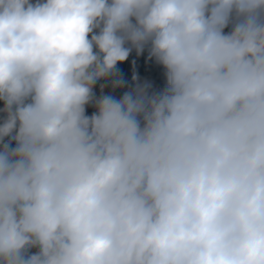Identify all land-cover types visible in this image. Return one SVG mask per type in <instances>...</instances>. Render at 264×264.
Here are the masks:
<instances>
[{
	"label": "clouds",
	"instance_id": "obj_1",
	"mask_svg": "<svg viewBox=\"0 0 264 264\" xmlns=\"http://www.w3.org/2000/svg\"><path fill=\"white\" fill-rule=\"evenodd\" d=\"M0 101V264H264V0H0Z\"/></svg>",
	"mask_w": 264,
	"mask_h": 264
},
{
	"label": "built area",
	"instance_id": "obj_2",
	"mask_svg": "<svg viewBox=\"0 0 264 264\" xmlns=\"http://www.w3.org/2000/svg\"><path fill=\"white\" fill-rule=\"evenodd\" d=\"M30 2L35 3L36 0H30ZM229 30L230 29H225L226 32ZM134 54H135V59H134L135 67L131 71V75L132 74L136 75L139 81H141V83L150 85L149 88L150 90L156 91L157 93L161 91L166 85L163 67L157 64L154 58L152 59L149 58L147 48L140 55H137L134 50ZM106 83L107 80L98 81L94 86V92L98 90L101 84L105 86Z\"/></svg>",
	"mask_w": 264,
	"mask_h": 264
},
{
	"label": "rangeland",
	"instance_id": "obj_3",
	"mask_svg": "<svg viewBox=\"0 0 264 264\" xmlns=\"http://www.w3.org/2000/svg\"><path fill=\"white\" fill-rule=\"evenodd\" d=\"M125 67H126V62H125V65H124V69L122 70V72L119 74L120 77L124 78V71H125ZM134 76V74L131 75L128 83H127V88H126V91H130V89L132 87H135L137 83L139 84H143L141 83V81H139L138 77H137V80L136 81H133L132 77ZM112 88V81H111V78L107 80V83L105 84L104 88H103V91H101V88L99 87L98 90L95 92V95H96V98H100L102 95H109L108 94V91ZM125 91V92H126ZM148 91L150 93H153L152 90L148 89ZM121 93V87L118 88V99H119V95ZM96 109H93V112L95 111ZM93 112L90 113V116L93 114Z\"/></svg>",
	"mask_w": 264,
	"mask_h": 264
},
{
	"label": "trees",
	"instance_id": "obj_4",
	"mask_svg": "<svg viewBox=\"0 0 264 264\" xmlns=\"http://www.w3.org/2000/svg\"><path fill=\"white\" fill-rule=\"evenodd\" d=\"M125 62L124 61L123 63H120L117 65V69H118V73L120 74L122 72V70L124 69V65H125ZM135 87H132L130 89V91L132 89H134ZM153 92H156V91H153ZM150 93V92H149ZM157 93V92H156ZM108 94L113 96L115 99H118V88L116 89H113L111 88L109 91H108ZM151 94V93H150ZM4 107V104H3V101H0V109H2ZM93 109H95L94 105L90 104L86 107V115H89L90 116V113L93 112ZM5 114L3 112H0V122H2L3 118H4ZM6 140L9 139V138H5ZM11 147H15V143L13 142ZM38 249H32V252H35L37 251Z\"/></svg>",
	"mask_w": 264,
	"mask_h": 264
},
{
	"label": "bare ground",
	"instance_id": "obj_5",
	"mask_svg": "<svg viewBox=\"0 0 264 264\" xmlns=\"http://www.w3.org/2000/svg\"><path fill=\"white\" fill-rule=\"evenodd\" d=\"M134 63V54H133V51L130 53V56H129V59H128V62H127V69H126V74L123 78V80L126 82L123 86H122V89H121V94L123 96V94L125 93L126 91V87H127V82H128V79L130 78V75H131V68H132V64Z\"/></svg>",
	"mask_w": 264,
	"mask_h": 264
},
{
	"label": "water",
	"instance_id": "obj_6",
	"mask_svg": "<svg viewBox=\"0 0 264 264\" xmlns=\"http://www.w3.org/2000/svg\"><path fill=\"white\" fill-rule=\"evenodd\" d=\"M133 54H134V50H133ZM130 56V55H129ZM128 59H129V57H128ZM128 59L126 60V67H125V71H124V76H125V74H126V69H127V62H128ZM134 59H135V54H134ZM134 67H135V60H134V63L132 64V68H131V71L134 69ZM128 81H129V79H128ZM128 83V82H127ZM127 88V87H126ZM121 89H122V87H121ZM120 98H122V94L120 93V95H119V99Z\"/></svg>",
	"mask_w": 264,
	"mask_h": 264
}]
</instances>
